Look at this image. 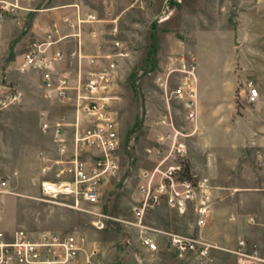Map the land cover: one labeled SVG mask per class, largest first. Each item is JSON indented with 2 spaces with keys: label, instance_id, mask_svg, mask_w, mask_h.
<instances>
[{
  "label": "rangeland",
  "instance_id": "obj_1",
  "mask_svg": "<svg viewBox=\"0 0 264 264\" xmlns=\"http://www.w3.org/2000/svg\"><path fill=\"white\" fill-rule=\"evenodd\" d=\"M74 3L84 4L106 19L109 31L116 22L127 53L115 75L112 101L121 138L120 171L103 185L100 201L91 208L108 217L102 230L95 227L93 215L42 199L37 155L49 137L40 135L33 104H10L8 95L14 90L6 88L2 71L7 62L16 61L24 52V48L16 52L19 41L28 35L32 40L39 38L41 31L36 29L54 21V8ZM22 5L24 11L8 18L13 25L9 52L0 51V229L75 234L84 239V250L93 254L91 264H239L234 253L238 244L221 246L200 237L207 202L194 181L186 151L179 162L181 177L190 185L177 186L184 196L183 208L172 204L167 193L156 191L161 181L158 174L153 190L158 199L151 198L144 213L138 212L144 204V174L157 167L159 151L167 148V136L171 134V129L160 124L168 104L156 78L163 75L171 58L177 60L187 48L184 28L188 23L182 19L181 4L168 0H23ZM170 9L179 13L161 21L171 14ZM236 100L241 113V96ZM170 104L175 125L183 133L179 138L187 148L188 136L196 126L192 129V121L186 119L188 110L183 99L172 98ZM4 181H8L5 188L1 186ZM188 190L192 191L190 199H186ZM146 236L157 242V251L150 252L144 246ZM79 264H85L83 258Z\"/></svg>",
  "mask_w": 264,
  "mask_h": 264
},
{
  "label": "crops",
  "instance_id": "obj_2",
  "mask_svg": "<svg viewBox=\"0 0 264 264\" xmlns=\"http://www.w3.org/2000/svg\"><path fill=\"white\" fill-rule=\"evenodd\" d=\"M76 4L94 11L81 3L61 5L54 8V21L73 15ZM177 11L171 10L168 20ZM181 13L189 26L184 28L187 48L183 55L193 60L198 84L197 116L190 122L196 129L188 136L186 155L200 195L207 202L200 237L209 243L234 247L245 238L249 244L258 245L264 256V0H183ZM103 20L90 24V29H98L99 34L82 38L83 53L90 60L113 51L107 46L109 22ZM49 24L38 26L36 31L42 34ZM12 26L6 20L0 29L2 53L9 52ZM31 38L28 35L18 42L16 52L23 48L24 52L16 61L7 62L2 71L6 88L14 90L8 95L10 104H33L40 135L49 137L37 155L42 184L46 161L60 158L55 129L45 132L43 123L55 126L63 115L73 123L75 110L72 102H60L55 94L47 96L50 89L45 85L46 70L25 65ZM57 47L66 54L64 60L53 64L54 86L58 76L76 72L77 56L71 52L79 49V42L65 40L54 49ZM250 84L259 89L257 103L247 101ZM17 93L19 97L13 101L11 96ZM238 95L243 104L241 113ZM66 130L70 137L74 128Z\"/></svg>",
  "mask_w": 264,
  "mask_h": 264
},
{
  "label": "built area",
  "instance_id": "obj_3",
  "mask_svg": "<svg viewBox=\"0 0 264 264\" xmlns=\"http://www.w3.org/2000/svg\"><path fill=\"white\" fill-rule=\"evenodd\" d=\"M168 1L181 4L183 0ZM22 3L23 0H0V29L8 18L24 11ZM74 7L73 15H64L61 21H54L44 28L41 36L32 41L26 57V66L46 70L45 85L50 89L47 96L52 98L55 94L60 102L70 101L75 110L73 123L68 121L67 115L61 116L55 126L48 121L43 123L45 132L55 129L60 158L46 161L41 196L44 201L93 215L95 227L102 230L107 225L108 217L91 208L100 201L103 185L120 171L118 150L121 138L113 115L112 101L115 99V75L120 59L127 53L119 38V26L113 22L107 42L113 51L101 58L90 60V57H86L82 50V38L86 34H99L98 29H90V24L102 23L104 20L79 4ZM169 16L162 17L161 21H166ZM70 39L79 42V49L71 52L72 56H77V70L74 74L67 71L58 76L54 86L53 64L64 60L66 54L62 48L54 47ZM156 81L163 89L168 104V112L161 116L160 124L171 129V134L167 136V148L159 151L157 167L153 172L144 174L147 183L141 188L144 204L143 208H138L139 214L144 213L151 198L158 199L153 192L158 174L161 181L156 191L167 193L170 202L182 208L184 196L177 186L190 185L188 179L181 177L182 164L179 160L186 156V145L179 138L183 133L175 125L170 102L172 98L183 99L188 110L186 119L196 120L198 84L195 64L184 55L177 60H170L165 66V72L157 76ZM248 87L250 102L257 103L260 99L259 89L252 84ZM11 97L16 101L19 94ZM67 127L74 128L70 137L67 135ZM172 157V163L167 165ZM7 185L8 181L1 184L4 188ZM186 192V199H190L192 191ZM82 240L75 234L0 230V264H79L80 258H83L85 264H91L93 254L84 250ZM142 241L150 252L158 250V244L152 238L146 236ZM234 253L239 258V264H264V256L258 245H249L245 240L238 242Z\"/></svg>",
  "mask_w": 264,
  "mask_h": 264
}]
</instances>
